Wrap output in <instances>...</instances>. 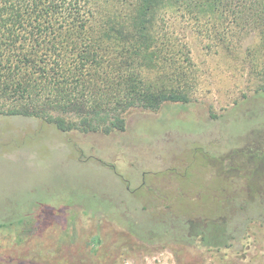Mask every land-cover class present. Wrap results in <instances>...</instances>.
I'll use <instances>...</instances> for the list:
<instances>
[{"label":"rangeland","instance_id":"1","mask_svg":"<svg viewBox=\"0 0 264 264\" xmlns=\"http://www.w3.org/2000/svg\"><path fill=\"white\" fill-rule=\"evenodd\" d=\"M160 17L141 78L186 103L129 109L107 135L0 116V223L37 231L0 264H264V45L245 30L215 44ZM173 221H218L227 239L204 247ZM21 231L0 230V253ZM36 243H58L61 258H23Z\"/></svg>","mask_w":264,"mask_h":264},{"label":"trees","instance_id":"2","mask_svg":"<svg viewBox=\"0 0 264 264\" xmlns=\"http://www.w3.org/2000/svg\"><path fill=\"white\" fill-rule=\"evenodd\" d=\"M166 11L204 29L212 43L241 41L253 31L264 45V0H0V116L107 135L124 130L129 109L186 103L181 93H155L141 78L164 21L157 16ZM213 224L210 230L206 221H173L170 229L218 247L228 228ZM28 226L23 219L0 223V230H22L1 258L13 260L11 248L32 246L37 231ZM58 246L36 243L22 257L57 260Z\"/></svg>","mask_w":264,"mask_h":264}]
</instances>
